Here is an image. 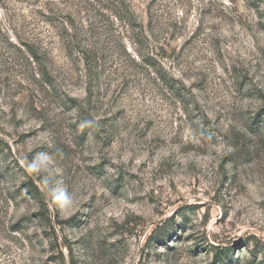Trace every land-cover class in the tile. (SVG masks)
Listing matches in <instances>:
<instances>
[{
  "label": "rangeland",
  "instance_id": "rangeland-1",
  "mask_svg": "<svg viewBox=\"0 0 264 264\" xmlns=\"http://www.w3.org/2000/svg\"><path fill=\"white\" fill-rule=\"evenodd\" d=\"M216 249L264 264V0H0V264Z\"/></svg>",
  "mask_w": 264,
  "mask_h": 264
},
{
  "label": "clouds",
  "instance_id": "clouds-1",
  "mask_svg": "<svg viewBox=\"0 0 264 264\" xmlns=\"http://www.w3.org/2000/svg\"><path fill=\"white\" fill-rule=\"evenodd\" d=\"M85 125L91 126V121L82 122L81 128H83ZM38 155L43 154L41 153ZM21 164L24 167L25 171L29 175H31L34 180H36L37 177H39L46 168V162L40 161L38 159H34L32 161L22 160ZM74 202V199L65 190H51L49 205L50 207L55 206V208L59 209L61 214H66L70 212L74 205Z\"/></svg>",
  "mask_w": 264,
  "mask_h": 264
},
{
  "label": "trees",
  "instance_id": "trees-1",
  "mask_svg": "<svg viewBox=\"0 0 264 264\" xmlns=\"http://www.w3.org/2000/svg\"><path fill=\"white\" fill-rule=\"evenodd\" d=\"M212 264H235L230 249H216L215 259Z\"/></svg>",
  "mask_w": 264,
  "mask_h": 264
}]
</instances>
